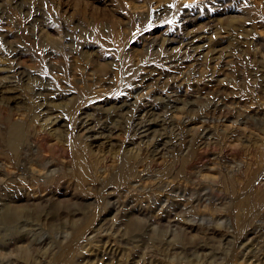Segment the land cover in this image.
Here are the masks:
<instances>
[{
	"label": "rangeland",
	"instance_id": "1",
	"mask_svg": "<svg viewBox=\"0 0 264 264\" xmlns=\"http://www.w3.org/2000/svg\"><path fill=\"white\" fill-rule=\"evenodd\" d=\"M0 264H264V0H0Z\"/></svg>",
	"mask_w": 264,
	"mask_h": 264
},
{
	"label": "bare ground",
	"instance_id": "2",
	"mask_svg": "<svg viewBox=\"0 0 264 264\" xmlns=\"http://www.w3.org/2000/svg\"><path fill=\"white\" fill-rule=\"evenodd\" d=\"M84 155V154H83ZM81 157V156H80ZM84 157V156H83ZM82 162V161H81ZM86 162V161H85ZM83 165H85V163L83 164ZM86 166V165H85ZM88 166V165H87ZM87 168V167H86ZM88 171H89V169H87ZM90 172V171H89Z\"/></svg>",
	"mask_w": 264,
	"mask_h": 264
}]
</instances>
